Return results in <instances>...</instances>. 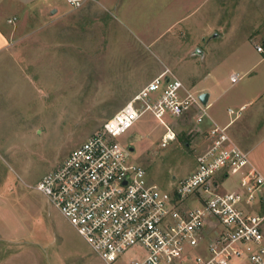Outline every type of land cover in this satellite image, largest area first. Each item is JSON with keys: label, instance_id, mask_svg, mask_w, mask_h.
I'll list each match as a JSON object with an SVG mask.
<instances>
[{"label": "rangeland", "instance_id": "rangeland-1", "mask_svg": "<svg viewBox=\"0 0 264 264\" xmlns=\"http://www.w3.org/2000/svg\"><path fill=\"white\" fill-rule=\"evenodd\" d=\"M48 2L58 9H44ZM0 23L10 34L0 49V264H102L34 186L164 67L197 80L213 70L205 81L219 95L209 113L230 119L228 105L251 100L227 130L264 174V96H255L263 77L243 74L264 59V0H88L78 8L0 0ZM263 59L252 70L264 76ZM233 70L241 78L231 84ZM196 113L164 116L175 133L165 147V126L151 112L121 137L164 191L193 171L207 145L206 119L195 123Z\"/></svg>", "mask_w": 264, "mask_h": 264}, {"label": "built area", "instance_id": "built-area-1", "mask_svg": "<svg viewBox=\"0 0 264 264\" xmlns=\"http://www.w3.org/2000/svg\"><path fill=\"white\" fill-rule=\"evenodd\" d=\"M66 1L78 8L86 0ZM240 78L230 74L231 84ZM199 94L165 68L34 186L102 264H264V174L227 130L244 106L228 109L227 125L211 119L195 168L170 192L147 180L121 141L151 112L165 126V147L175 133L164 116L194 108L195 123L210 118Z\"/></svg>", "mask_w": 264, "mask_h": 264}, {"label": "crops", "instance_id": "crops-1", "mask_svg": "<svg viewBox=\"0 0 264 264\" xmlns=\"http://www.w3.org/2000/svg\"><path fill=\"white\" fill-rule=\"evenodd\" d=\"M29 1H31V0H26V3L27 2H29ZM86 1H88V0H86ZM85 1V2H86ZM107 1H110V0H107ZM44 2H45V0H44ZM84 2V3H85ZM37 7V5L35 6L34 5V7H32V8H26V9H24L23 10V14L25 15V14H27L28 13V11H30V10H32V9H35ZM42 7L44 8V9H51L52 8V10L50 11L51 13H53V10L55 11L56 9H58V6L53 2H48L47 3V5L45 6V4L44 5H42ZM16 14V13H15ZM12 18H15V15H14V13H12V14H8V15H6V21L8 22V20L9 19H12ZM8 23H13V22H8ZM1 23H0V49H2V48H5L6 46H7V44H8V41H9V36H10V34H9V32H8V30H5V28H4V30L3 29H1L2 27H1ZM262 59L263 58H259V59H256V60H254V61H252V62H250L245 68V70H243V74H250L251 72L254 74L253 75V77L254 78H258V79H262V77H263V79L262 80H264V76L262 75V73L261 72H259V71H254V70H252V68H254L255 66H257L259 63H261L262 62ZM264 60V59H263ZM181 66V64L179 63V61L178 60H172L171 61V68H173L174 70H177V69H179V67ZM166 68H168V67H166ZM164 69H165V67H164ZM163 69V70H164ZM169 69V68H168ZM161 70V69H160ZM215 72V71H214ZM259 72V73H258ZM262 72H264V70H262ZM212 73H213V70H208L206 73H205V77H202V79H196L195 77L193 78V79H181L180 77H178L181 81H182V83L184 84V86H186V87H188V88H191V90H193V91H197V90H199L200 92H206L207 94H208V99H207V103H206V106H207V109H209V107H210V105H213V104H215V102H216V100H217V97H218V95L219 94H217L216 93V84L215 83H213L212 81H210L209 83H207L205 80H206V78H207V76L209 77V78H212V77H214L213 75H212ZM232 73H237V72H235L234 70L233 71H231L230 73H229V75H228V79H229V81H230V74H232ZM258 73V74H257ZM238 74V73H237ZM239 75V74H238ZM241 76V75H240ZM209 80H211V79H209ZM261 80V86H262V84H263V86H262V88L255 94V96L259 99V98H261L262 96H264L263 94H264V81H262ZM231 83V82H230ZM191 86V87H190ZM257 99V100H258ZM251 100H249V101H238L237 103V105H235V106H237V107H235L234 105H228L225 109H226V113H227V115H229L228 114V109H230V108H240V107H242V106H246L249 102H250ZM256 110V107L254 108V111ZM225 112V111H224ZM223 112V113H224ZM208 114H209V117L210 118H205L206 120L204 121V127H207V128H209V126L211 125V119L214 121V122H216L217 124H219V125H227L228 124V122H229V120L230 119H225V118H223V117H221L220 115H215L213 112L212 113H209L208 112ZM234 121V120H233ZM232 123V122H231ZM230 123V124H231ZM230 124H228V126L230 125ZM203 127V126H202ZM231 136H233L232 135V133H229ZM234 137V136H233ZM232 137V138H233ZM234 139V138H233ZM228 181H229V179H227V180H225V182H224V187H226V188H229L231 185H232V183H229L228 184Z\"/></svg>", "mask_w": 264, "mask_h": 264}, {"label": "water", "instance_id": "water-1", "mask_svg": "<svg viewBox=\"0 0 264 264\" xmlns=\"http://www.w3.org/2000/svg\"><path fill=\"white\" fill-rule=\"evenodd\" d=\"M212 36H216V33H213ZM207 99H208V94L206 92H202L199 94V100L203 105H206Z\"/></svg>", "mask_w": 264, "mask_h": 264}]
</instances>
